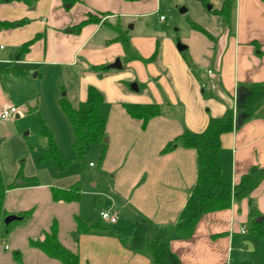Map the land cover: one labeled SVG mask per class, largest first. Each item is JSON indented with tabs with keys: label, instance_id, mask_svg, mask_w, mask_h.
I'll use <instances>...</instances> for the list:
<instances>
[{
	"label": "crops",
	"instance_id": "1",
	"mask_svg": "<svg viewBox=\"0 0 264 264\" xmlns=\"http://www.w3.org/2000/svg\"><path fill=\"white\" fill-rule=\"evenodd\" d=\"M225 2L76 0L68 8L64 0H34L32 4L0 0V25L24 22L0 28V71L17 68L25 72L24 76L6 74L0 80L11 83L9 78H18L20 81L15 82L23 92L38 95L34 82L43 77V71L73 70L79 86L63 96L77 107L86 101L90 86L101 92L104 103L100 113L106 122L108 143L93 188L88 191L91 194L81 188L79 202H53L51 189L81 185V175L55 172L44 163L38 169L32 162L27 169L26 161L24 167L21 162L0 164L6 217L33 210L29 218L11 223L8 234L0 228V264H61L30 246L31 240H43L54 220L59 225L60 242L78 254L81 264H152L148 242L165 238L179 264H234L235 252L252 253L251 245L254 248L256 242L241 235H251L250 202L257 209L258 219L264 217V181L250 197L233 200L230 209L205 215L191 235L168 236L196 185L198 156L193 149L177 147L163 153L164 148L185 129L201 133L211 118H222L227 110H234L241 88L264 83V0H235L230 25L213 12ZM183 8L191 16L186 23H180ZM89 14L106 15L103 21L119 19L136 50L146 48L150 52L158 39L166 38V47L162 44L158 55L156 88L143 75L136 83L138 91L131 85H119L120 96L108 94L103 81L121 78L112 72L124 69L125 54L121 44L114 41L117 33L107 25L91 24L79 34L71 32ZM190 22L208 35L193 29ZM31 41L29 51L19 56L21 47ZM179 43L186 47L184 53L193 68L177 49ZM117 59L123 64L121 70H93L110 67ZM132 65L139 67L137 62ZM3 88L5 91V85ZM142 91V95H134ZM129 104H162L168 110L143 126L142 121L128 115L125 105ZM220 163L225 181L232 186L238 185L252 167L264 169V116L238 123L233 132L222 136ZM89 202L93 207L95 204L93 214ZM102 211L116 216V223L101 221ZM76 217L88 224L99 221L103 229L81 234L76 243L71 236L77 229ZM17 252L20 262L15 259Z\"/></svg>",
	"mask_w": 264,
	"mask_h": 264
},
{
	"label": "trees",
	"instance_id": "2",
	"mask_svg": "<svg viewBox=\"0 0 264 264\" xmlns=\"http://www.w3.org/2000/svg\"><path fill=\"white\" fill-rule=\"evenodd\" d=\"M32 4L34 0H19ZM76 0H64L65 6L70 8ZM235 0H226L220 10L213 11L222 16L227 25L231 24L233 5ZM106 15L100 18L95 15H88L85 20L71 28L73 34H79L81 30L91 24L107 25L117 33L115 42L121 44L124 50V64L133 61L148 62L158 54V49L150 59L142 57L133 47L131 37L124 30L119 19L111 22L104 20ZM24 22L7 23L2 27H16ZM193 29L208 35L201 26L190 22ZM33 41L25 44L19 50V56H23L29 51ZM187 64L193 68L191 59L184 53ZM93 70L99 73L108 71V67L97 66ZM13 74L24 76L25 72L17 68H7L0 71V76ZM104 103L103 95L95 87L90 86L87 92V99L73 107L71 103L62 98L60 107L72 126L74 140L73 149L76 160L85 169L86 156L93 144H103L100 155V164L103 162L107 152L106 122L100 113V108ZM128 115L142 121L145 126L151 119L162 116L168 110L167 105L162 104H129L125 105ZM171 110V108H170ZM264 116V83H253L240 90V99L235 109L227 110L222 118H211L207 128L201 133H194L185 129L182 134L170 141L163 150V153L170 152L177 147L193 149L198 156V176L196 185L192 190L187 204L181 212L177 223L168 231V236L176 235L187 237L191 235L198 222L207 214L228 210L232 206L233 200H241L250 197L251 194L264 181V169L252 167L250 171L242 177L240 183L232 186L225 181L220 163V152L222 148V136L234 131L238 123L261 118ZM235 117L237 121L235 123ZM42 122V121H41ZM43 123V122H42ZM40 136L47 139V149L42 151V161H53L60 172L66 170L71 164L70 160L64 158L59 152L51 131L42 124L38 132ZM5 185L0 170V228L4 229V234H8L11 224L5 226L4 220L6 212L4 210ZM51 195L53 202L73 203L79 202L81 198L80 184L73 185L69 189L52 188ZM33 210L20 215L23 219L29 218ZM256 207L250 202V223L249 233L264 239V217L259 220ZM77 229L71 234L73 240L78 243L81 234L89 233L92 230L103 229L99 221L88 224L82 218H75ZM59 225L53 221L48 231L44 233L42 241H30V246L43 252L48 258L59 261L61 264H81L77 253L66 248L59 240ZM147 252L151 257L152 264H179L175 255L169 249L168 238L155 239L148 242ZM15 259L20 262V253H15Z\"/></svg>",
	"mask_w": 264,
	"mask_h": 264
},
{
	"label": "rangeland",
	"instance_id": "3",
	"mask_svg": "<svg viewBox=\"0 0 264 264\" xmlns=\"http://www.w3.org/2000/svg\"><path fill=\"white\" fill-rule=\"evenodd\" d=\"M209 5L207 3L206 7ZM99 17V16H97ZM190 13L180 15V23H186L190 20ZM100 18V17H99ZM104 19V18H102ZM191 21V20H190ZM179 23V26H180ZM178 28L177 26L173 29ZM171 32H169L170 34ZM173 34H175L173 32ZM176 36V35H175ZM174 38V37H173ZM166 38L158 39L157 44L152 51L148 49L137 50V52L145 59H150L156 49H158L157 56L148 62H137L139 67H134L132 62L125 64V67L121 71H115L112 73L121 74V78H106L103 81V85L106 88L110 96H120L117 93L119 85L130 87L133 83H138L139 77L145 75L149 79V83L153 88L157 87L159 75L156 74L160 68V62L158 61V55L161 45L166 47ZM134 47V46H133ZM135 48V47H134ZM147 55H144V53ZM34 75L32 77L34 78ZM42 78L36 79L34 83L37 85L38 95H32L23 92L22 87L18 84L20 81L18 78H9L8 83L0 80V108L3 105L13 106L18 110L20 118L16 116L14 121L0 122V164L11 166L15 162H21L24 167L26 161L27 169L31 166V162L35 169L40 168V164H45V167L54 169L55 172L74 173L75 175H81L82 181L80 187L84 192L88 193L93 188L92 183L95 182L97 174L99 173L100 155L102 153L103 144H93L86 156L85 169H82L81 164L76 160L73 140L74 134L69 119L63 113L60 107V101L62 98L68 100L64 94H72L77 91L78 77L76 72L70 69L49 68L47 71H43ZM131 78H136L130 81ZM2 81V83H1ZM5 85V91L3 86ZM35 91V90H34ZM10 92V93H9ZM144 91L134 93V95H142ZM133 93V92H131ZM70 96V95H69ZM27 102V103H26ZM72 105V104H71ZM53 134L54 140L58 146L61 155L70 160L69 167L60 172L56 164L51 160L42 161L41 150L46 149L48 146L47 139L39 135V131L42 128V122ZM25 149V150H24ZM90 164H93L94 169L90 168ZM1 170V168H0ZM23 170V169H22ZM56 174V173H55ZM87 197V196H86ZM95 204L89 202V211L94 213ZM245 240L255 241V246H252V253L250 254H233L234 264H238L242 259L247 260L246 264H264V239L254 237L251 235H241ZM251 262V263H250Z\"/></svg>",
	"mask_w": 264,
	"mask_h": 264
},
{
	"label": "built area",
	"instance_id": "4",
	"mask_svg": "<svg viewBox=\"0 0 264 264\" xmlns=\"http://www.w3.org/2000/svg\"><path fill=\"white\" fill-rule=\"evenodd\" d=\"M161 20H164V17H161ZM17 114H18V110L15 107L5 105L0 110V122H4V123L11 122L14 120ZM90 167H94V165L90 164ZM99 217L101 221L111 223V224L116 223L117 221V217L112 215L110 211H102ZM242 233L243 234L246 233L245 228L242 230ZM6 248L8 249L9 247L6 246Z\"/></svg>",
	"mask_w": 264,
	"mask_h": 264
},
{
	"label": "water",
	"instance_id": "5",
	"mask_svg": "<svg viewBox=\"0 0 264 264\" xmlns=\"http://www.w3.org/2000/svg\"><path fill=\"white\" fill-rule=\"evenodd\" d=\"M207 10H208V11H211V10H212V6H211V5H208V6H207ZM185 12H186V9L183 8V9L181 10V13H185ZM177 49L179 50V52H183V51L186 50V47H185L184 45H182V44L179 43V44L177 45ZM108 69H117V70H121V69H123V64H122V62H121L120 59H117L112 65H110V67H108ZM131 89H132L133 91H138V90H139V88H138V86H137L136 83H133V84L131 85ZM238 99H240V94H239V98H238ZM240 123H241V122H240ZM21 220H23V218L20 217V216H18V215H9V216H7V217L5 218V220H4V224H5L6 226H8V225H10L11 223H13V222H15V221H21Z\"/></svg>",
	"mask_w": 264,
	"mask_h": 264
}]
</instances>
